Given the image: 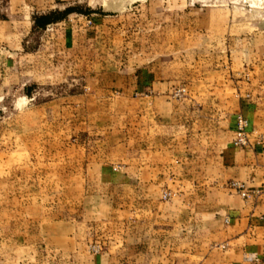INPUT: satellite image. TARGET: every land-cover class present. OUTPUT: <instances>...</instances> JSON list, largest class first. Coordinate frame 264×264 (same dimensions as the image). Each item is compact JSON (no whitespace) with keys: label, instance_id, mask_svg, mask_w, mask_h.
<instances>
[{"label":"rangeland","instance_id":"obj_1","mask_svg":"<svg viewBox=\"0 0 264 264\" xmlns=\"http://www.w3.org/2000/svg\"><path fill=\"white\" fill-rule=\"evenodd\" d=\"M263 43L264 0H0V264H97L140 146L224 132L190 99Z\"/></svg>","mask_w":264,"mask_h":264},{"label":"crops","instance_id":"obj_2","mask_svg":"<svg viewBox=\"0 0 264 264\" xmlns=\"http://www.w3.org/2000/svg\"><path fill=\"white\" fill-rule=\"evenodd\" d=\"M238 62L224 71L220 86H207L206 99H190L193 105L213 104L211 126L224 132L214 138L206 131L203 143L204 134L186 129L167 146L159 128L140 146L157 147L156 156L127 166L122 179L134 190L126 195L125 225L111 231L97 264H264V145H233L238 115L248 120L252 143L259 136L264 142V43L248 62ZM165 147H180L167 164ZM232 183L243 185L248 197Z\"/></svg>","mask_w":264,"mask_h":264},{"label":"built area","instance_id":"obj_3","mask_svg":"<svg viewBox=\"0 0 264 264\" xmlns=\"http://www.w3.org/2000/svg\"><path fill=\"white\" fill-rule=\"evenodd\" d=\"M253 132L249 131V122L248 120L242 116L238 115L236 120V130H235V138L233 140V145L239 149H248L253 150V147L261 146L263 147V137L259 136L258 141L254 145L251 141V136ZM231 188L241 193L243 197H248V194L245 191L243 185H239L238 183H232ZM169 195L165 194L164 199H168Z\"/></svg>","mask_w":264,"mask_h":264},{"label":"trees","instance_id":"obj_4","mask_svg":"<svg viewBox=\"0 0 264 264\" xmlns=\"http://www.w3.org/2000/svg\"><path fill=\"white\" fill-rule=\"evenodd\" d=\"M71 12H73V10H69L67 13H71ZM56 16L57 14L53 13L50 15H43V16L35 17L34 25L36 28L45 29L47 28L48 25L54 23L57 20L56 18H54Z\"/></svg>","mask_w":264,"mask_h":264},{"label":"bare ground","instance_id":"obj_5","mask_svg":"<svg viewBox=\"0 0 264 264\" xmlns=\"http://www.w3.org/2000/svg\"><path fill=\"white\" fill-rule=\"evenodd\" d=\"M252 1V0H251Z\"/></svg>","mask_w":264,"mask_h":264}]
</instances>
